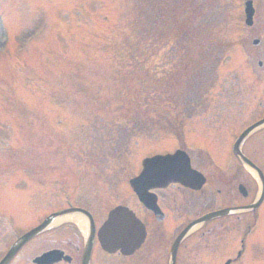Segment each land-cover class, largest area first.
<instances>
[{"label":"rangeland","instance_id":"1","mask_svg":"<svg viewBox=\"0 0 264 264\" xmlns=\"http://www.w3.org/2000/svg\"><path fill=\"white\" fill-rule=\"evenodd\" d=\"M245 1L216 0L220 21L208 40L211 59L216 49L223 54L209 88L201 85L188 108L163 92L162 82L182 79L189 60L196 66L178 39L186 28L196 33L201 14L192 26L161 30L148 24L140 0H0V30L8 35L0 43V212L64 203L71 189H126L142 159L176 145L174 128L202 132L257 118L263 109L247 102L254 93L263 98L257 61L264 59V2L252 0L248 26ZM247 53L257 56L253 63ZM198 57L199 65L208 56ZM260 133L243 143L252 155H260L249 149ZM251 240L263 246L264 217Z\"/></svg>","mask_w":264,"mask_h":264},{"label":"flooded vegetation","instance_id":"2","mask_svg":"<svg viewBox=\"0 0 264 264\" xmlns=\"http://www.w3.org/2000/svg\"><path fill=\"white\" fill-rule=\"evenodd\" d=\"M257 64L264 67V59ZM254 104L263 109L261 117L240 127L237 117L233 124H211L207 131L175 130L176 145L168 152L186 153L190 169L203 178L197 189L171 181L148 189L145 202L129 187L71 189L64 203L14 204L11 212H0L10 232L1 231L0 224V264H169L174 240L193 222L177 245L174 264H264V243L250 241L264 217V122L238 142L239 153L235 148L233 155L226 150L223 156L225 146L232 148L246 127L264 118V97L254 93L247 105ZM259 131L256 148L249 149L260 155H252L243 143ZM116 207L131 211L144 225L138 246L125 243L123 236L109 237L113 231L105 224ZM67 215L72 217L61 219ZM110 241L117 245L109 247Z\"/></svg>","mask_w":264,"mask_h":264},{"label":"trees","instance_id":"3","mask_svg":"<svg viewBox=\"0 0 264 264\" xmlns=\"http://www.w3.org/2000/svg\"><path fill=\"white\" fill-rule=\"evenodd\" d=\"M140 3L147 9L145 12L148 24L161 30L168 29L175 23L179 25L181 22H190L191 25L194 16L200 14L203 16L196 25H193L197 29L194 35H188L191 29L186 28L178 39L181 48H184V55L188 59L196 57L194 62L196 66L192 67L193 61L189 60L184 69L181 68L178 72L182 74V79L162 82L163 92H168L182 106L190 108L201 94L200 86L207 85L204 88H209L208 83L210 84V79L214 75L215 64H218L223 54V50L216 49L213 57L215 61L211 59L215 48L208 40L210 37L208 31L220 21L215 17L216 0H140ZM199 25L203 29H200ZM201 55L208 57H202L198 65L197 56ZM195 68L198 69L195 71ZM166 85L174 87V90Z\"/></svg>","mask_w":264,"mask_h":264},{"label":"water","instance_id":"4","mask_svg":"<svg viewBox=\"0 0 264 264\" xmlns=\"http://www.w3.org/2000/svg\"><path fill=\"white\" fill-rule=\"evenodd\" d=\"M253 9L251 3L248 1L245 3V22L250 25ZM180 155L176 156H159L148 159L144 162V169L138 178L131 181V186L134 187L139 196H142L143 192L140 189L153 188L156 186H162L166 181L173 180L179 181L183 184L190 181L196 182L199 180L196 175L187 170L186 165L183 166V162H180ZM188 180V181H187ZM122 217V222H116V220ZM105 228H111L113 233L109 237L123 236L125 243L129 242L138 246L144 237V227L142 224L134 218V216L121 208L111 211L108 219V225ZM104 229L102 232L104 233ZM183 233L177 237L171 248V259L174 261L175 249L180 241ZM132 238V240H130ZM109 247L117 245L116 241L107 242Z\"/></svg>","mask_w":264,"mask_h":264},{"label":"bare ground","instance_id":"5","mask_svg":"<svg viewBox=\"0 0 264 264\" xmlns=\"http://www.w3.org/2000/svg\"><path fill=\"white\" fill-rule=\"evenodd\" d=\"M7 41V40H6ZM6 43V42H5ZM4 43V44H5ZM72 216L71 215H67V216H65V217H62L61 219H70Z\"/></svg>","mask_w":264,"mask_h":264}]
</instances>
